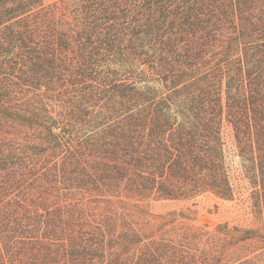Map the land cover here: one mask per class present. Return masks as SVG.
Wrapping results in <instances>:
<instances>
[{"label": "trees", "instance_id": "1", "mask_svg": "<svg viewBox=\"0 0 264 264\" xmlns=\"http://www.w3.org/2000/svg\"><path fill=\"white\" fill-rule=\"evenodd\" d=\"M264 0H0V264H264ZM189 215H188V214Z\"/></svg>", "mask_w": 264, "mask_h": 264}, {"label": "rangeland", "instance_id": "2", "mask_svg": "<svg viewBox=\"0 0 264 264\" xmlns=\"http://www.w3.org/2000/svg\"><path fill=\"white\" fill-rule=\"evenodd\" d=\"M55 1L57 0H44L46 4ZM223 140L226 161L234 188L233 199L223 200L212 194H205L190 201H157L149 206L151 213L159 215L173 210H183L190 212V217H193L198 224L216 226L228 223L232 226L254 229L264 226L263 220L253 211L252 187L243 169L230 126H224Z\"/></svg>", "mask_w": 264, "mask_h": 264}]
</instances>
